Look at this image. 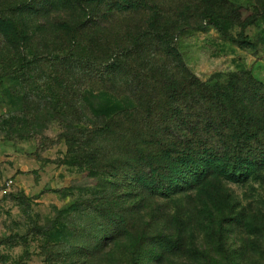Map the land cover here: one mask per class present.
I'll list each match as a JSON object with an SVG mask.
<instances>
[{
    "label": "rangeland",
    "instance_id": "obj_1",
    "mask_svg": "<svg viewBox=\"0 0 264 264\" xmlns=\"http://www.w3.org/2000/svg\"><path fill=\"white\" fill-rule=\"evenodd\" d=\"M0 264H264V0H0Z\"/></svg>",
    "mask_w": 264,
    "mask_h": 264
},
{
    "label": "trees",
    "instance_id": "obj_2",
    "mask_svg": "<svg viewBox=\"0 0 264 264\" xmlns=\"http://www.w3.org/2000/svg\"><path fill=\"white\" fill-rule=\"evenodd\" d=\"M244 133H240V135H243ZM237 135V134H236ZM237 137V136H236ZM247 137H249V135H246L245 137H244V140H246L247 139ZM225 157H226V155H225ZM227 159V158H226ZM237 161H238V166L240 167V169L242 168V170H243V177L246 179V178H248L249 176H250V168L248 167V166H244L243 165V167H242V163L244 162V159H242V158H240V157H238V159H237ZM221 174V173H220Z\"/></svg>",
    "mask_w": 264,
    "mask_h": 264
}]
</instances>
